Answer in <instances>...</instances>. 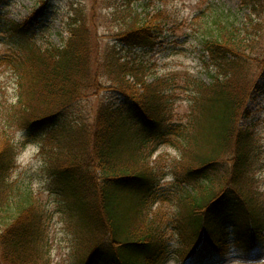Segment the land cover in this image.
<instances>
[{"label":"trees","instance_id":"trees-1","mask_svg":"<svg viewBox=\"0 0 264 264\" xmlns=\"http://www.w3.org/2000/svg\"><path fill=\"white\" fill-rule=\"evenodd\" d=\"M240 1L251 14L259 5L258 0ZM74 11L61 47L30 53L23 62L0 60L17 70L12 118L25 129L56 124L59 113L93 87L90 33L86 19L78 9ZM220 14L201 41L215 71H208V85H195L186 123H172L166 117V92L175 83L147 82L141 64L113 53L108 71L125 105L102 103L91 125L64 129L65 145L52 161V174L86 233L82 264H165L171 258L173 251L157 226L137 224L146 200L158 198L153 172L139 155L147 143H168L179 151L175 178L193 232L188 245L178 231L182 241L175 256L187 253L181 258L183 264H208L218 257L214 249L224 246L228 230L214 242L212 235L226 213L242 214L245 227L232 229L239 228L250 246L263 242L264 209L254 173L259 152L252 145L253 133L237 124L246 112L248 87L255 75V68L251 72L247 67L249 56L241 52L249 34L222 21ZM154 28L151 20L137 18L117 39L125 46H151L157 38ZM130 141L135 145L129 146ZM14 147L8 140L0 144V264H51L41 210L28 192L9 194ZM225 159L229 165H224Z\"/></svg>","mask_w":264,"mask_h":264},{"label":"rangeland","instance_id":"rangeland-1","mask_svg":"<svg viewBox=\"0 0 264 264\" xmlns=\"http://www.w3.org/2000/svg\"><path fill=\"white\" fill-rule=\"evenodd\" d=\"M258 2L257 10L251 14L240 0H0V60L13 58L23 62L30 53L61 47L68 37L66 25L75 8L86 19L90 33L93 87L64 108L51 126L25 129L14 122L12 110L17 104L18 73L12 63L0 62V144L8 140L15 146L14 157L17 156L8 174L9 194L19 196L28 192L41 210L51 264H82L86 256V233L79 215L69 208V200L53 177L52 161L65 145L66 127L91 125L102 103L125 105L126 100L115 91L108 71L109 56L114 53L121 60L141 64L147 82L160 79L175 83L166 92L169 97L166 117L173 123H186L190 100L197 93L195 85L208 84V71H215L201 41L207 30L214 28L217 13H222L218 16L222 21L233 24L242 34H249L244 40L246 49L241 52L249 56L247 67L251 72L255 68V75L248 87L246 112L239 116L237 124L253 133L252 145L259 152L255 186L260 207L264 209V0ZM137 18L151 20L155 26L157 38L153 45L125 46L117 39L120 31ZM251 19L254 20L249 23ZM256 23L258 27L254 26ZM19 24L25 28L15 29ZM134 142L130 141L129 146H134ZM139 155L153 172L158 198L146 200L137 224L157 226L174 252L166 264H182L179 255L175 256L182 241L178 231L186 237L188 245L193 232L180 202L183 191L175 176L179 151L172 144L147 143ZM224 165H229L228 159ZM234 218L241 224L239 214ZM229 219L230 213H226L219 227L235 222L229 223ZM2 226L0 222V230ZM229 231L234 241L231 251L213 264H264V240L250 248L242 241L244 236L240 232L232 228ZM243 249H247L246 254Z\"/></svg>","mask_w":264,"mask_h":264}]
</instances>
